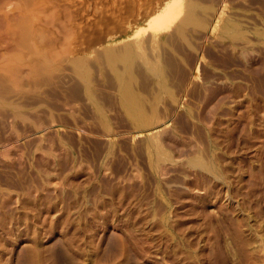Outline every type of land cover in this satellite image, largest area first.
<instances>
[{"label":"rangeland","instance_id":"374dc122","mask_svg":"<svg viewBox=\"0 0 264 264\" xmlns=\"http://www.w3.org/2000/svg\"><path fill=\"white\" fill-rule=\"evenodd\" d=\"M176 1L0 0V264H264V0Z\"/></svg>","mask_w":264,"mask_h":264},{"label":"bare ground","instance_id":"6f19581e","mask_svg":"<svg viewBox=\"0 0 264 264\" xmlns=\"http://www.w3.org/2000/svg\"><path fill=\"white\" fill-rule=\"evenodd\" d=\"M195 1V0H194ZM192 2V1H191ZM188 3H190V2H188ZM188 3H187V7H186V14H184L185 15V17H182V20H181V22L178 24V22H177V24H178V26L176 25V29L177 30H180V31H178V32H183L184 30H182L181 31V28L183 27V29H184V25L186 24V23H188L189 22V24L191 23V21H193L194 22V20L196 19V17H195V15H197V14H194V12L196 11V9L194 10V8H193V6L194 5H191V4H189L188 5ZM194 3V2H193ZM195 7H197L196 5H195ZM182 9H181V2L180 1H176V3L172 6V7H168L167 9H165L164 11H162L156 18H154L150 23H149V26H148V30H151V31H153V32H155V33H159V32H162V31H165L166 29H168L169 27H170V25L173 23V22H175L176 21V19H177V17L179 16V14H180V11H181ZM185 10V9H184ZM182 12V11H181ZM180 18H181V15H180ZM184 18V19H183ZM198 19V18H197ZM178 20V19H177ZM196 21V20H195ZM192 22V23H193ZM229 23V22H228ZM188 25V24H187ZM175 26V25H174ZM232 26H234L233 24H232ZM225 27V29L228 31V30H230V32H231V30L232 31H234L233 30V28L231 27V26H229V25H226V26H224ZM238 28V27H237ZM147 29L146 30H140L139 32H136V34L137 35H139V34H143V33H145L146 31H147ZM170 29V28H169ZM223 29V28H222ZM235 29V28H234ZM176 30V31H177ZM223 31V30H222ZM177 33V32H176ZM234 33V32H233ZM156 38V37H155ZM152 39V38H151ZM157 39H159V38H157ZM157 42H158V40H152V42H151V44L154 46V44H157ZM128 44V43H127ZM130 44H132V42L130 43ZM142 44V43H141ZM146 45V44H145ZM125 46H127V48L126 47H123V56L122 55H119L118 57H119V59H123V60H125V62L124 63H126V65L127 64H129V61H130V59H131V57H132V55L134 54V53H136L137 52V50L139 51V49H140V45H139V47H133L134 49L133 50H136L137 48V50H136V52H133V50H132V48L131 47H129V44L128 45H125ZM131 46V45H130ZM132 46H133V44H132ZM142 46L144 47V45L142 44ZM152 46V47H153ZM142 47V48H143ZM124 48H125V50H124ZM141 50V49H140ZM118 51V50H117ZM154 51V50H153ZM114 51L112 50V52H111V50H110V52H109V50H108V53H107V55L109 56L108 58L111 60V58L113 59L114 58V55L115 54H118L117 52L115 53H113ZM143 52V51H142ZM120 53H122V52H120ZM140 52H137L136 54L138 55ZM113 55V56H112ZM137 55H135V56H137ZM143 55V54H142ZM112 56V57H111ZM117 56V55H116ZM121 56V57H120ZM139 56H141L140 54H139ZM145 56V55H144ZM111 57V58H110ZM133 57H134V55H133ZM146 57V56H145ZM148 57V56H147ZM115 58H117V57H115ZM147 58H144V59H142V60H144L143 62H145L144 64L147 66V68H149V70L152 68L153 70H151V71H153V74L155 75V73H154V70H155V72H157V73H159L158 72V65H156V64H158L157 63V61H156V64H154L153 62V64L151 65L150 64V61L149 60H151V59H149L148 61H149V63H148V61L146 60ZM154 59V58H153ZM112 61V60H111ZM132 61V60H131ZM152 61V60H151ZM154 61V60H153ZM142 62V63H143ZM130 66V65H129ZM145 66V67H146ZM4 67V66H3ZM159 67H160V65H159ZM127 68V67H126ZM129 68V67H128ZM127 68V69H128ZM161 69V68H160ZM2 70H4V69H2ZM157 70V71H156ZM6 72V71H5ZM4 72V73H5ZM156 73V74H157ZM7 74H9V72L7 73ZM160 74V73H159ZM1 77V76H0ZM8 77V76H7ZM119 77H121V76H119ZM124 78H122L121 80H123ZM3 81V80H2ZM123 83V87H124V91L122 92V93H124V95H123V97H124V99H127L130 103H131V105H130V107H128V112H130L131 113V115L134 117V118H136L138 121H141V123L143 124L145 121V118L144 117H142V113L140 112L141 110H139V108L136 106V104H135V102L137 101V99H135V97L133 96V93L131 94V89H129V86L127 87L126 86V84H125V81L124 82H121L120 84H122ZM127 85H129V84H127ZM161 87H163V86H161ZM165 87V86H164ZM128 88V89H127ZM121 89H122V87H121ZM123 90V89H122ZM121 90V91H122ZM165 91V90H164ZM167 91V90H166ZM141 109V108H140ZM143 112V111H142ZM129 113V114H130ZM144 119V120H143ZM136 121V120H135ZM140 123V124H141ZM152 138V137H151ZM197 161V160H196ZM198 165V164H197Z\"/></svg>","mask_w":264,"mask_h":264}]
</instances>
